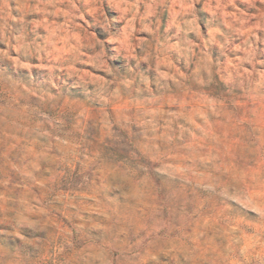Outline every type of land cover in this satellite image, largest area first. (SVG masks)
<instances>
[{
    "label": "clouds",
    "instance_id": "9594fccd",
    "mask_svg": "<svg viewBox=\"0 0 264 264\" xmlns=\"http://www.w3.org/2000/svg\"><path fill=\"white\" fill-rule=\"evenodd\" d=\"M106 2L119 10L117 23L126 21L123 28L114 29L113 20L104 12ZM67 3L69 11L59 12L67 18L65 23L48 26V34L37 37L43 46L24 42L22 35L14 37L15 51L34 58L35 63L18 57L13 67L30 74L33 68H47L50 87L40 92L34 85L12 83L0 106V121L14 130L8 132L10 141L30 126L48 137L49 144L40 155L58 171L57 183L41 185L39 199L23 191L5 197L3 211L11 215L4 222L10 231L0 230V237L5 238L0 242V264H164L162 256L171 255L175 261L177 254H183L190 264H264V98L247 91L240 97L247 123L261 130L254 149L259 153L254 170H240L227 150L206 143H226L227 133L218 134L209 122L206 102V97L214 96L221 67L249 80L254 74L264 78V71L242 69L226 57L222 64L214 62L208 49L217 43L219 30L210 22L204 40L192 3L186 6V27L177 25L185 34L183 39L177 43L166 39L163 44L153 28L143 24L134 28L137 0H84L98 29L88 24L73 0ZM155 7L150 6L153 10L148 15H157ZM46 9L47 5H38L34 10ZM3 10L8 11L7 3ZM77 17L84 26L75 23ZM37 27L33 23L34 32ZM135 31L149 32L151 40L134 37ZM188 33L201 38L203 46L198 52ZM69 39H75V44ZM173 49L197 56L196 67L185 68V72L176 69L167 59ZM254 58L249 46L244 60L251 64ZM162 64L173 69L171 77L161 73ZM22 94L35 98L50 115L39 112L44 116L39 120L15 107ZM216 102L211 112L228 118L225 128L235 127L226 111L227 104L235 101L216 98ZM178 118L190 126H181L182 131H190L189 141L169 134ZM160 120L165 131L157 134ZM134 127L140 131L134 132ZM117 143L120 150H114ZM61 178L75 179L74 215L83 211L82 205L101 210L93 215L97 223L90 225L102 233L99 240L85 239L83 225L78 224L72 225V233L56 232L54 219L60 217L61 208L54 202L60 199ZM10 191H16V186ZM113 192L119 196L108 195ZM249 212L257 213L259 221L247 220ZM209 229L227 236L225 252L212 249L213 254H207L208 249L201 247L200 237ZM29 250H36V258Z\"/></svg>",
    "mask_w": 264,
    "mask_h": 264
},
{
    "label": "rangeland",
    "instance_id": "374dc122",
    "mask_svg": "<svg viewBox=\"0 0 264 264\" xmlns=\"http://www.w3.org/2000/svg\"><path fill=\"white\" fill-rule=\"evenodd\" d=\"M73 2L76 3L80 12L85 14L84 19L88 21V24L98 29L94 17L87 11L89 5L85 4L84 0H73ZM129 2H132V0H129ZM137 2V19L134 21V28L139 29L142 24L153 28L158 33L161 44L166 39L168 43H177L183 39L185 34L177 28V25L180 29L186 27L184 20L189 18L186 6L192 3L196 10L200 33L204 40L208 39V25L210 22L213 27L219 30L215 37L217 43L212 44L208 49L214 62L217 60L222 64L226 57L232 61L233 65H239L242 69L252 71L255 68L256 73L264 71V20L261 19L264 16V0H137ZM5 3L8 4L7 12L3 10ZM218 3L223 7L216 8L215 5ZM38 5H47L46 11L34 10ZM152 5H156L154 11L157 15H148L149 11L153 10L150 8ZM209 9H212V11H209ZM67 11H69L67 0H0V106L5 103L7 91L12 83L34 85L40 92L48 90L50 85L48 83L47 68H33L30 74L27 69H15L13 67V63L18 57L21 60L30 59L35 63L34 58L25 57L22 53L15 51L16 40L14 37L22 35L24 42L31 45L35 41V43L43 46V41L37 37L47 35L48 26L55 28L58 25H63L67 18L59 12ZM53 12L58 14L52 15ZM104 12L109 20H113L114 29L123 28L126 21L117 23V17L120 15L118 9L109 7L106 2ZM21 16H24V20H21ZM157 16L159 27H157ZM140 17H145V19L141 22ZM33 23L38 25L35 32L33 31ZM75 23L84 26V21L79 20L78 17L75 19ZM96 34L99 35V32L97 31ZM134 37L151 40L149 32L135 31ZM187 38L198 46L195 51L198 52L199 48L203 46L201 38L195 33H188ZM69 43L75 44V39H69ZM223 44H227V47L221 48L220 45ZM249 46L255 53V58L251 64L244 60ZM140 51L141 49L137 48V52ZM4 52H7L8 55H3ZM167 59L171 60L180 72H185V68L196 67L197 56H190L186 51L182 55L181 50L173 49ZM160 71L168 77L173 75V69H170L167 64L160 65ZM153 74L155 75V72ZM216 80L214 96L206 97V102L209 105V122L218 134L227 133L226 143L221 145H215L212 141L206 143L210 146L219 147L221 151L227 150L228 158L240 170H254L259 155L254 149H256L259 142L257 138L261 136V130L247 123L245 109L240 103V97L247 91L254 97L264 98V78L254 74L249 80L238 76L234 70L225 71L221 67L220 75L216 77ZM216 98H222L226 102L235 101L233 104H227L226 107V111L235 127L225 128L224 123L228 118L216 117L211 112V108L216 107ZM15 107L30 113L39 120H44V116L38 115L39 112L50 115L35 98H27L23 94L17 97ZM2 114L0 113V115ZM23 118L22 114L21 120ZM197 122L203 126V121L198 119ZM181 126L184 129L190 127L183 119L178 118L172 126V132L169 134L181 137L184 141H189L191 139L190 131H182ZM13 131V129L7 128L3 121H0V230L5 231H10V226L4 222L5 216L11 215L3 211L5 197L8 195L16 197L23 191L39 199L42 195L41 185H44L45 181L49 184L57 183L54 176L55 172L58 171L55 164L40 155L49 144L48 137L40 135L39 130H35L30 126L27 132L15 133L17 135L16 141H10L11 135L9 133ZM133 131L139 132L140 129L134 127ZM164 131V121L160 120L157 125V134ZM147 134L151 135L152 133ZM196 135H200V133L197 131ZM120 147V144L117 143L114 145V150H120ZM28 148H30V151H26ZM261 151H264V149ZM37 180L40 183L36 185L35 181ZM59 183L62 185L57 192L60 199L54 203L55 206L61 208V214L60 217L54 219L56 232L66 231L72 233V225L78 224L83 225L81 231L85 239L90 241L99 240L102 233L93 231L90 225L93 222L97 223L95 221L96 216L93 215H99L101 210L82 205L83 211L79 215H74L77 213V208L73 207L77 201L72 199L73 196L77 195L74 187L75 179L73 181L67 179L63 181L61 178ZM14 186H16V191H10ZM108 195L112 197L119 196L115 192ZM79 196L86 198L87 194L79 193ZM9 206L12 205L9 204ZM246 219L257 222L260 217L255 212H249ZM187 231L190 232L192 229L189 228ZM39 235L45 234L39 233ZM4 240V237H0V242ZM200 244L201 247L208 249L207 254H213L212 249L223 253L226 251L228 238L220 230L209 229L200 237ZM29 252L33 258H36L38 254L36 250H29ZM160 259L164 264H190V261L184 259L183 254H177L175 261H173L171 255L162 256ZM149 264H152V262H149Z\"/></svg>",
    "mask_w": 264,
    "mask_h": 264
}]
</instances>
